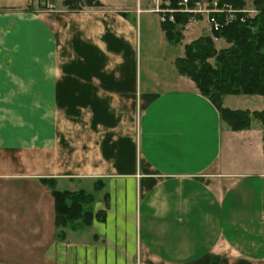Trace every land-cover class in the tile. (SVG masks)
Returning a JSON list of instances; mask_svg holds the SVG:
<instances>
[{
	"label": "crops",
	"instance_id": "crops-1",
	"mask_svg": "<svg viewBox=\"0 0 264 264\" xmlns=\"http://www.w3.org/2000/svg\"><path fill=\"white\" fill-rule=\"evenodd\" d=\"M38 1L0 0V264H264V128L179 73L153 0ZM44 178L105 218L58 228Z\"/></svg>",
	"mask_w": 264,
	"mask_h": 264
},
{
	"label": "trees",
	"instance_id": "trees-1",
	"mask_svg": "<svg viewBox=\"0 0 264 264\" xmlns=\"http://www.w3.org/2000/svg\"><path fill=\"white\" fill-rule=\"evenodd\" d=\"M64 2L72 9L102 4L100 0ZM217 3L222 8L225 4L230 5L234 12L231 15L228 11L218 12L215 17L219 29L214 30L213 35H202L185 44V53L176 60V67L217 105L222 120L233 130L249 129L255 120L264 128V108L233 109L224 105L229 94L264 96V0H252L254 11L247 9V0H217ZM192 16V13L176 12L175 21L163 23L172 41H180V26L189 22ZM214 37L223 39L228 45L218 47ZM43 181L50 186L55 199L58 228L84 223L91 225L95 218H105V211L93 212V193L84 189H58L52 178H44ZM103 184L100 180L96 187L100 189Z\"/></svg>",
	"mask_w": 264,
	"mask_h": 264
},
{
	"label": "rangeland",
	"instance_id": "rangeland-1",
	"mask_svg": "<svg viewBox=\"0 0 264 264\" xmlns=\"http://www.w3.org/2000/svg\"><path fill=\"white\" fill-rule=\"evenodd\" d=\"M38 1V0H37ZM40 1V0H39ZM38 1V2H39ZM63 1L62 0H60V3H62ZM249 2H251L252 3V0H249ZM157 3L158 2H156L155 1V3H152V5H151V8L149 9V11H151V12H153V13H155L156 11V7H157ZM251 3H248L247 5H248V8H253V6H252V4ZM37 7V6H36ZM42 8V7H41ZM206 19H207V21H208V23L207 24H209L210 25V27L209 28H206V27H204V29H206L207 30V32H209V34H211V35H213V31L214 30H216L214 27L212 28L211 27V24L213 23H211L210 24V19H211V14L209 15V17H206ZM161 20V19H160ZM161 23H162V29L164 28V22L163 21H161ZM186 27H188V26H185V27H183L182 28V30L183 31H189L190 33L188 34V35H190L189 37H187V40H189V39H191V37L192 36H194V35H192L191 33L193 32V28H186ZM198 27V30L199 31H197V32H200L201 33V31H200V28L202 29L203 27L201 26V24L200 25H198L197 26ZM196 27V28H197ZM145 29V28H144ZM166 31V30H165ZM163 32V34L165 35V38H166V40H165V38H164V43H174V44H176L179 48H180V51H182V49H183V52H181V53H185V45H184V43H183V41L181 42V40H182V38H184V37H182L181 39H180V41H177L176 43L174 42V41H172L173 39H171L170 37H169V35H168V33H166V32ZM205 31V30H204ZM203 33V32H202ZM205 33V32H204ZM186 39V38H185ZM214 39V41L217 43V46L218 47H220V46H227L228 45V43L226 42V41H224L223 39H220V38H217V37H214L213 38ZM181 42V43H180ZM156 45H158V42L156 43V42H154ZM144 44H145V35H144ZM229 97H227V102H229V105L231 106H238V107H241V108H246V106H251V104L252 105H257V106H259V107H261V106H263L264 105V96L263 95H259V94H252V95H248V94H229L228 95ZM225 105V104H224ZM226 106V105H225ZM234 109V108H233ZM250 110V109H249ZM253 123H255V125H257V124H259L260 125V122L258 121V120H255ZM227 124V123H226ZM231 128V127H230ZM232 129V128H231ZM242 130H245V129H242ZM264 142V141H263ZM98 184H100V180L98 179V181H96V184H95V187H94V189L95 190H101L102 188H104V184L100 187V189H98V187H96ZM95 198H96V196H94V201H95ZM94 203V202H93ZM91 225H87V224H82V225H80V226H67V228H77V227H81V228H86V227H90Z\"/></svg>",
	"mask_w": 264,
	"mask_h": 264
},
{
	"label": "built area",
	"instance_id": "built-area-1",
	"mask_svg": "<svg viewBox=\"0 0 264 264\" xmlns=\"http://www.w3.org/2000/svg\"><path fill=\"white\" fill-rule=\"evenodd\" d=\"M157 3L156 12L161 13V20H174V11L177 10H183L187 12L192 13H201L206 14L207 17L211 14L210 24L211 27L215 28L216 30L219 29V23L216 20L215 15L218 14V12L222 11H228L233 13L234 9L228 5L225 4L224 7H220L219 3H217V0H153V2ZM193 1V4L191 5V2ZM177 3V7H175L173 4ZM54 5L52 3H49L48 8H54ZM234 16V14H232ZM232 16V17H233ZM231 17V16H230ZM229 18V17H228Z\"/></svg>",
	"mask_w": 264,
	"mask_h": 264
}]
</instances>
